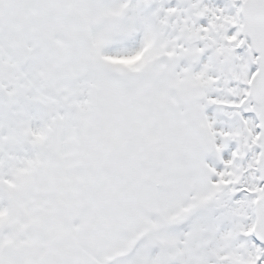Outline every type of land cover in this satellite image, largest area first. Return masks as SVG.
<instances>
[{"label": "snow or ice", "instance_id": "obj_1", "mask_svg": "<svg viewBox=\"0 0 264 264\" xmlns=\"http://www.w3.org/2000/svg\"><path fill=\"white\" fill-rule=\"evenodd\" d=\"M0 264H264V0H0Z\"/></svg>", "mask_w": 264, "mask_h": 264}]
</instances>
